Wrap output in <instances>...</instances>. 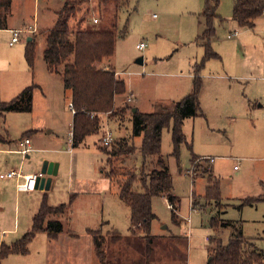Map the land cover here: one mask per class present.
<instances>
[{"label": "rangeland", "instance_id": "1", "mask_svg": "<svg viewBox=\"0 0 264 264\" xmlns=\"http://www.w3.org/2000/svg\"><path fill=\"white\" fill-rule=\"evenodd\" d=\"M14 6L9 21L16 27L28 22L36 32L22 28L20 40L11 46V29H0V102L12 100L26 86H37L31 111L8 112L0 119L1 139L10 140L0 142V173L19 167L24 155L13 150L26 137L33 151L24 160L25 171L34 164L42 168L45 156H56L62 163L50 189L0 197V246L31 229L45 195L49 205L67 207L59 217L62 233L40 231L27 253L12 254L0 264H101L90 234L96 229L107 235L109 264H208L214 240L227 245L232 230L213 224L214 219L237 226L240 222L245 235L264 250V199L259 198L264 192V107L247 100L248 94L263 96L259 78L264 77V14L253 28L242 27L232 20L234 0H219L211 41L218 56L207 59L199 38L206 25L205 0H127L118 14L123 34L118 33L111 63L129 90L117 99V106L130 108L124 117L100 114L99 133L71 151L74 115L62 75L68 61L60 72L51 73L43 54V33L54 25L63 0H16ZM91 7L82 14L93 23L98 18L96 26H109L115 6L101 12L93 1ZM234 30L240 35L231 39L228 35ZM28 35L36 44L32 64L26 57ZM74 37L71 33L66 46H73ZM139 42L147 44L144 50L137 48ZM141 57L142 64L137 62ZM195 77L201 79V112L183 121L185 140L175 144L174 118L162 133L161 155L176 198L174 208L167 197L152 198L156 218L151 225L153 242L148 244L141 233L133 234L129 207L102 176L108 156L98 144L109 129L113 142L127 138L140 148L142 137L133 136V109L154 112L161 105L172 107L191 92ZM137 163L139 170L140 155ZM12 180L0 179V192Z\"/></svg>", "mask_w": 264, "mask_h": 264}, {"label": "trees", "instance_id": "2", "mask_svg": "<svg viewBox=\"0 0 264 264\" xmlns=\"http://www.w3.org/2000/svg\"><path fill=\"white\" fill-rule=\"evenodd\" d=\"M14 1L0 0V29L9 28ZM93 1H97L101 12V9H107L110 4L115 6L116 14L109 26H96L86 14H82L83 11L91 10ZM126 4L127 0H63V7L57 12L54 25L43 33L46 42L43 54L49 72H60L64 61L69 59L62 75L66 88L71 90L70 105L75 111L72 125L73 148L84 144L88 136L99 133L102 127L100 114L109 113L124 117L125 112L130 108L127 104L125 107L117 106V99L127 95V86L125 80L116 76L111 63L118 35L123 34L118 29V14ZM218 6L219 0H205L202 15L206 25L199 38L207 59L218 56L211 46L216 33L214 20L218 16ZM263 14L264 0H234L232 20L242 27L253 28L257 19ZM71 33L75 36L73 51L68 53L64 47L70 41ZM35 47L34 39L28 42L26 57L30 64L34 60ZM195 78L191 92L172 107L161 105L154 112L137 110L132 113L133 136L142 137L140 148L134 142H129L127 138L115 140L110 146L98 144L108 156L107 167L103 169L104 175L109 179L111 189L130 209L131 231L133 234L141 233L148 244L153 242L150 233L152 222L156 218L152 208V198L167 197L172 208L176 198L172 193V176L161 155L162 133L174 118L175 144L185 140L182 131L183 121L196 117L201 112L199 101L201 79ZM36 86H26L12 100L0 102V119L8 112L31 111ZM1 138L0 134V142H4ZM138 155L141 156L139 170H137ZM259 198L264 199V193ZM196 204L194 202L193 206H197ZM66 207L65 203L51 206L46 199L43 200L33 218L31 229L11 244L2 242L0 262L12 254L27 253L30 242L40 231H46L50 235L63 232L62 221L50 219L49 216L53 212L64 213ZM213 224L230 227L232 230L227 245H224L221 239L214 240L208 264H264V250L258 247L255 240L245 236L240 222L237 226L230 220L220 223L214 219ZM109 231H113L114 238H119V235H115L114 229ZM90 234L101 264H109L106 252L107 235H104L100 229L90 230Z\"/></svg>", "mask_w": 264, "mask_h": 264}, {"label": "crops", "instance_id": "3", "mask_svg": "<svg viewBox=\"0 0 264 264\" xmlns=\"http://www.w3.org/2000/svg\"><path fill=\"white\" fill-rule=\"evenodd\" d=\"M16 1V0H15ZM15 1H14V3H15ZM17 1H20V0H17ZM21 1H23V3H25V2H27L28 0H21ZM14 3H13V7H12V16L14 15ZM22 22V23H21ZM21 22H19L20 23V25H18L17 27L16 26H14L13 24H12V22H10L9 21V28H7V29H11V31H13V29H19V30H21V33H20V35L22 34V28L27 32L28 30L30 31V32H36L35 31V28H33L32 26H31V24H28V22H23V21H21ZM24 25V26H23ZM25 27H30V28H25ZM26 29H28V30H26ZM28 31V32H29ZM234 31H236V32H238V34L237 35H234V36H231V37H229V35L231 34V33H233ZM233 32H231L229 35H228V37L229 38H231V39H233V38H235V37H237V36H239L240 35V32L238 31V30H234ZM23 33H24V31H23ZM12 35H13V32H12ZM27 41L28 42H30V41H32L33 39H34V36H31V35H28L27 36ZM12 39V38H11ZM11 42V41H10ZM10 42H9V44H10ZM140 43V42H139ZM138 43V44H139ZM74 44V43H73ZM13 45H15V44H13ZM13 45H11V46H13ZM137 46V45H136ZM45 47H46V44H45ZM70 50H69V49ZM45 49V48H44ZM64 49L65 50H68L67 52L69 53H72V51H73V46H71V47H68V46H65L64 47ZM144 50V49H143ZM44 51V50H43ZM67 61H69V59L67 60ZM68 63V62H67ZM66 66V65H65ZM115 69V68H114ZM116 71V70H115ZM119 75L120 73H118L117 71H116V75ZM117 75V76H118ZM253 79V78H252ZM261 81H262V84L264 85V77H261V78H259ZM123 80H125V79H123ZM126 82V81H125ZM261 84V85H262ZM126 86H127V84H126ZM69 90V89H68ZM128 90V89H127ZM70 91V94H71V97H72V93H71V90H69ZM129 91V90H128ZM263 96L262 97H260L259 99L258 98H256L257 96H254V94H248V96H247V100H249V101H252L253 102V100L254 101H256V104H257V106L258 107H264V87H263V94H262ZM253 99V100H252ZM138 109V108H137ZM73 112V111H72ZM73 115H74V113H73ZM118 117H121V116H118ZM26 138H29V137H26ZM22 138H20L19 140H18V148L17 149H15V150H13V152L14 153H18V154H21L18 150L20 149V140H21ZM25 139V138H24ZM30 140H31V138H29ZM23 140V139H22ZM4 141V140H3ZM6 141H10L9 139H7ZM6 141H4V142H6ZM3 142V143H4ZM100 142V141H99ZM31 145H32V140H31ZM64 147V149H66V150H68L67 149V146H63ZM99 147V146H98ZM33 149V148H32ZM33 151V150H32ZM31 151V152H32ZM71 151H72V149H71ZM30 154V153H29ZM29 154L27 155V156H25V157H23V160H22V162L20 163V165H19V167L18 168H20V167H22L23 168V171H24V173H26V174H30V173H36V172H38L39 170H41V168H40V165L38 166V165H36V164H34L33 165V168L32 169H30V168H27V170L25 171V158H28L29 157ZM43 159H47V160H49V161H53V162H57L58 164H59V167H61V163L62 162H58V161H60L59 160V158L58 157H56V156H45ZM236 167V166H235ZM11 168V167H10ZM18 168H16V169H18ZM235 169H237V168H235ZM11 170V169H10ZM60 170V168H58V171ZM56 176V175H55ZM55 176H53L52 177V183H51V186H50V188L53 186V184H54V182H55ZM102 176L107 180V183H108V185H109V188H111V184H110V181H109V179H107L106 177H105V175H104V172H103V170H102ZM16 184H17V179L16 178H14L11 182H9L8 183V188H6L5 190H1V192H0V197H4V195L8 198V197H12V196H15V197H18L21 193H26V192H19L18 190H17V188H16ZM14 187V188H13ZM49 188V189H50ZM37 189V188H36ZM39 190H41V191H44V190H47V189H40V188H38ZM36 190H34V191H32V192H30V193H26V194H32V193H34ZM72 191H74V189L72 190ZM71 191V192H72ZM264 193V192H263ZM74 195H76V192H73V196ZM5 198V197H4ZM44 199H46V195L43 197ZM43 202V201H42ZM41 202V203H42ZM40 208V207H39ZM39 210V209H38ZM66 211V210H65ZM38 212V211H37ZM37 212H36V214H37ZM63 214V213H62ZM62 214H58V215H56V217H53V218H51V217H49L50 219H59V217L62 215ZM62 233V232H61ZM60 234V233H59ZM58 235V234H57ZM246 236V235H245ZM252 239V238H251ZM207 240H209V238H207Z\"/></svg>", "mask_w": 264, "mask_h": 264}, {"label": "built area", "instance_id": "4", "mask_svg": "<svg viewBox=\"0 0 264 264\" xmlns=\"http://www.w3.org/2000/svg\"><path fill=\"white\" fill-rule=\"evenodd\" d=\"M156 16V15H154ZM99 19L98 18H94V22L98 23ZM13 36L10 42V45L15 44L16 42H18L20 40V33L21 30L19 29H13ZM238 32L234 31L233 33H231L229 35V37L237 35ZM147 46V44L145 42H140L139 44H137V48L139 49H145V47ZM131 97H129L130 99ZM71 110L73 111V113H75L73 106L70 105ZM70 144H71V148L69 150L72 149V143H73V130L70 132V138H69ZM113 142V134L112 131L109 129H106L104 131V134L102 136V140L101 143L104 146H110ZM32 146H31V140L29 138H25V139H21L20 140V149L18 150L22 155H24L23 157L27 156L29 154V152H31ZM209 159L206 158V160ZM237 168V166L235 167ZM43 174L40 172H36V173H30V174H26L23 171V168L20 167L18 169H11L8 172L5 173H0V179H17V184H16V188L19 192H26V193H30L34 190H36V185H37V179L39 176H42Z\"/></svg>", "mask_w": 264, "mask_h": 264}, {"label": "water", "instance_id": "5", "mask_svg": "<svg viewBox=\"0 0 264 264\" xmlns=\"http://www.w3.org/2000/svg\"><path fill=\"white\" fill-rule=\"evenodd\" d=\"M138 63H143V58L141 57ZM138 109L134 108L133 111L136 112ZM59 164L57 162L45 160L41 168L42 176H39L37 179L36 188L40 189H49L52 183V177L58 174Z\"/></svg>", "mask_w": 264, "mask_h": 264}]
</instances>
